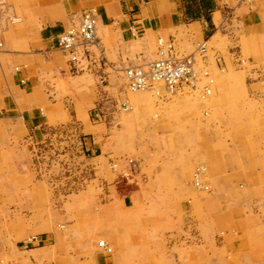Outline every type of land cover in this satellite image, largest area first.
I'll list each match as a JSON object with an SVG mask.
<instances>
[{"label": "rangeland", "instance_id": "rangeland-1", "mask_svg": "<svg viewBox=\"0 0 264 264\" xmlns=\"http://www.w3.org/2000/svg\"><path fill=\"white\" fill-rule=\"evenodd\" d=\"M21 1L3 0L0 16L10 26L32 18ZM8 4L18 12H4ZM226 4L231 37L218 32L178 43L189 54L207 41L213 83L206 99L188 87L164 97L131 92L123 71L155 59L158 38L151 48V38L135 33L131 52L95 53L96 40L86 68L69 71L83 76L48 84L57 106L48 112L44 106L38 128L0 125V258L13 264H264V0ZM249 9L262 10V30L244 28L241 16ZM138 92L150 93L153 102H135ZM89 139L93 149L86 148ZM198 164L206 167L209 191L193 184ZM127 167L133 174L123 176ZM234 226L248 229L235 252ZM32 235L41 242L26 247Z\"/></svg>", "mask_w": 264, "mask_h": 264}, {"label": "crops", "instance_id": "crops-1", "mask_svg": "<svg viewBox=\"0 0 264 264\" xmlns=\"http://www.w3.org/2000/svg\"><path fill=\"white\" fill-rule=\"evenodd\" d=\"M23 1L21 3L24 6L21 8L30 7L33 12L32 18L30 20L27 18L24 26H10L0 16V38L6 45L0 50V125L5 122L19 123L24 124L28 130L29 128L34 130L42 125L45 122L46 112L57 106L55 103L58 99L51 96L48 84H55V81L69 78L77 81L75 77L83 76L70 74L71 67L67 57L57 46V35L68 26L67 24L71 25L70 23L78 21L87 9L94 8L98 14L96 28L98 39L93 52H101L105 55L121 57L125 52H131L133 49L131 41L133 39L137 41L135 33L141 36L138 37L140 40L151 38V48L154 46V38L159 36L174 40L179 48L178 43L185 40L201 37L210 40L218 32L231 37L232 32L230 30L233 23L232 17L226 16L230 13L226 9L230 4H226V0ZM7 7L8 11H4L7 14L10 11L18 12L17 6L13 4H8ZM218 13H220L219 19ZM243 14L241 23L246 30H262L261 9H249ZM227 19L231 22H227ZM19 20L20 18H14L12 22ZM194 51L195 49L191 53ZM153 52L151 50V54ZM22 80L25 82L23 83ZM153 93L155 94L156 90ZM175 94L179 93H168L166 96ZM153 98L150 93L145 92L134 93L132 96L134 101H150L151 103ZM135 102H133L135 105L140 104ZM44 106L46 112H44ZM132 107L134 108V105ZM156 108L152 109L151 116L158 115ZM87 130L90 129L87 128ZM1 131L0 126V134H2ZM3 131L11 135L7 128ZM92 141L90 139L85 141L87 149H93L96 146ZM209 190L210 187L206 191ZM124 201L127 204L126 200ZM234 227L230 235L233 237L232 240L236 241L232 248L235 252L242 246V238L247 235L248 229L244 228L237 232V227ZM57 235L58 233L54 237L56 238ZM239 236L242 238L237 239ZM42 239L43 242L48 240L47 237ZM100 241L108 243L106 240ZM42 247L30 248L28 252L37 254ZM109 251H112L111 246ZM14 262L16 261L0 258V264ZM215 264L218 263L215 262Z\"/></svg>", "mask_w": 264, "mask_h": 264}, {"label": "built area", "instance_id": "built-area-1", "mask_svg": "<svg viewBox=\"0 0 264 264\" xmlns=\"http://www.w3.org/2000/svg\"><path fill=\"white\" fill-rule=\"evenodd\" d=\"M3 0H0V11L2 10ZM98 14L96 9L90 8L83 12L79 22L73 23L64 28L57 35V46L67 56L71 68L84 69L86 62L90 60V45L96 43ZM207 41L197 44L195 51L191 54L180 52L174 40L159 36L157 38L156 58L143 64H136L124 69V78L127 87L132 91L156 90V95L161 97L168 93H177L178 89L189 87L193 92H198L202 99H206L212 92L211 84L213 79L207 70L208 47ZM4 46L0 39V48ZM216 61H222L221 56L215 55ZM200 62L202 66H200ZM24 83L25 80H22ZM111 166L118 167L119 161L112 158ZM132 168L127 167L123 171V176L132 175ZM194 184L200 188L208 189V182H204L206 177V167L198 164L194 169ZM202 179V181H201ZM206 181V180H205ZM41 242L37 235H32L25 241V246L29 244L38 245ZM109 251V246L104 241H100ZM13 264V263H8Z\"/></svg>", "mask_w": 264, "mask_h": 264}, {"label": "bare ground", "instance_id": "bare-ground-1", "mask_svg": "<svg viewBox=\"0 0 264 264\" xmlns=\"http://www.w3.org/2000/svg\"><path fill=\"white\" fill-rule=\"evenodd\" d=\"M90 46H91V45H90ZM90 46H89V48H90ZM188 88H189V87H188ZM179 89H180V88H179ZM179 89H178V90H179ZM190 89H191V88H190ZM130 90H131V89H130ZM131 91H132V90H131ZM145 91H146V90H145ZM134 92H137V91H134ZM170 93H171V92H170ZM195 178H196V176L194 177V174H193V179H192V180H193V184H194ZM201 181H202V179H201ZM194 185H195V184H194Z\"/></svg>", "mask_w": 264, "mask_h": 264}]
</instances>
